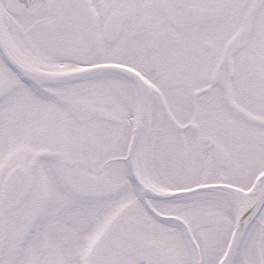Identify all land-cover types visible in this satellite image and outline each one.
<instances>
[{"label": "snow or ice", "instance_id": "6c2138e0", "mask_svg": "<svg viewBox=\"0 0 264 264\" xmlns=\"http://www.w3.org/2000/svg\"><path fill=\"white\" fill-rule=\"evenodd\" d=\"M0 264H264V0H0Z\"/></svg>", "mask_w": 264, "mask_h": 264}]
</instances>
